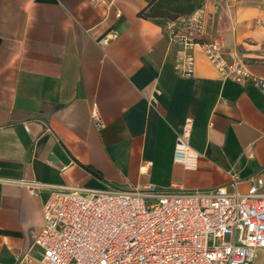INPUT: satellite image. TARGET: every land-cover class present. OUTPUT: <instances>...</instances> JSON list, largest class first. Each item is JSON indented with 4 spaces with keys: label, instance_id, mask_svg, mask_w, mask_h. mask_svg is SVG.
<instances>
[{
    "label": "crops",
    "instance_id": "obj_1",
    "mask_svg": "<svg viewBox=\"0 0 264 264\" xmlns=\"http://www.w3.org/2000/svg\"><path fill=\"white\" fill-rule=\"evenodd\" d=\"M195 1L114 0L108 9L93 0H0V264H41L32 232L44 227L49 192L32 196L22 181L194 191L237 176L242 194L264 181L263 92L225 79L200 47L193 77L176 71L164 24ZM202 7V40L264 79V0ZM188 122L191 164L175 161ZM253 264H264V249Z\"/></svg>",
    "mask_w": 264,
    "mask_h": 264
},
{
    "label": "built area",
    "instance_id": "obj_2",
    "mask_svg": "<svg viewBox=\"0 0 264 264\" xmlns=\"http://www.w3.org/2000/svg\"><path fill=\"white\" fill-rule=\"evenodd\" d=\"M114 0H93L108 9ZM120 16V15H118ZM164 29L177 47L176 71L183 78L195 72L194 50L228 80L251 83L264 94V79L241 60L229 61L223 46L203 41V7ZM115 34L102 44L108 45ZM99 128L104 123L94 117ZM191 123L179 135L175 161L195 163L190 145ZM241 179L210 190L145 188L79 190L38 181H22L32 196L47 190L44 227L32 232L41 264H253L264 249V181L253 180L249 192L238 191ZM232 189V190H230Z\"/></svg>",
    "mask_w": 264,
    "mask_h": 264
},
{
    "label": "trees",
    "instance_id": "obj_3",
    "mask_svg": "<svg viewBox=\"0 0 264 264\" xmlns=\"http://www.w3.org/2000/svg\"><path fill=\"white\" fill-rule=\"evenodd\" d=\"M204 1L205 0H197L194 3L188 4L185 6V8H182V15L168 16L166 20H177L179 18L186 17L192 14L197 9L202 8ZM146 15L147 17H151V14H146Z\"/></svg>",
    "mask_w": 264,
    "mask_h": 264
}]
</instances>
